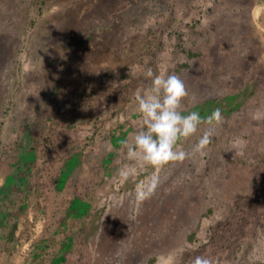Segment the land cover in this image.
I'll use <instances>...</instances> for the list:
<instances>
[{
    "label": "rangeland",
    "instance_id": "rangeland-1",
    "mask_svg": "<svg viewBox=\"0 0 264 264\" xmlns=\"http://www.w3.org/2000/svg\"><path fill=\"white\" fill-rule=\"evenodd\" d=\"M148 68L222 120L123 180ZM262 238L264 0H0V264H264Z\"/></svg>",
    "mask_w": 264,
    "mask_h": 264
},
{
    "label": "clouds",
    "instance_id": "clouds-1",
    "mask_svg": "<svg viewBox=\"0 0 264 264\" xmlns=\"http://www.w3.org/2000/svg\"><path fill=\"white\" fill-rule=\"evenodd\" d=\"M143 76L151 81L146 88L135 93V112L142 118L143 127L131 133V140L121 143L127 150V159L133 163L126 164L118 170L117 175L127 180L147 167L160 169L166 164L182 161L195 153L203 154L209 143L211 126L222 120L220 109L201 116L199 111L182 109V101L189 95L183 81L177 75H156L148 68ZM201 124L209 126L193 146L191 152L181 147V142L195 135ZM156 178L149 177L137 186L138 198L144 199L152 194ZM194 264H210L203 257H196Z\"/></svg>",
    "mask_w": 264,
    "mask_h": 264
},
{
    "label": "crops",
    "instance_id": "crops-1",
    "mask_svg": "<svg viewBox=\"0 0 264 264\" xmlns=\"http://www.w3.org/2000/svg\"><path fill=\"white\" fill-rule=\"evenodd\" d=\"M256 245H257V244H256ZM259 247H260V251H261V253H264V252H263V247H264V240H263V238L260 240ZM262 256L264 257L263 254H262Z\"/></svg>",
    "mask_w": 264,
    "mask_h": 264
}]
</instances>
